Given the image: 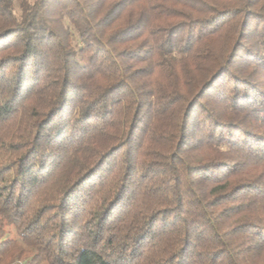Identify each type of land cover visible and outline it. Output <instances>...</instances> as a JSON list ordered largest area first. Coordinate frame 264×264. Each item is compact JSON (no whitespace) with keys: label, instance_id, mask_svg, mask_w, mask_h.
<instances>
[{"label":"trees","instance_id":"obj_1","mask_svg":"<svg viewBox=\"0 0 264 264\" xmlns=\"http://www.w3.org/2000/svg\"><path fill=\"white\" fill-rule=\"evenodd\" d=\"M20 6L0 264H264V0Z\"/></svg>","mask_w":264,"mask_h":264},{"label":"rangeland","instance_id":"obj_2","mask_svg":"<svg viewBox=\"0 0 264 264\" xmlns=\"http://www.w3.org/2000/svg\"><path fill=\"white\" fill-rule=\"evenodd\" d=\"M22 0H12V4H13V11H14V15L16 17H19L20 13H21V6H20V3H21ZM29 2H32L33 0H27ZM67 27L69 28L70 32H71V35H72V44L74 47H78L81 45V41L78 39V36L75 32V30L72 28V26L67 22L65 21ZM12 235H13V232H11ZM23 264H26V263H23Z\"/></svg>","mask_w":264,"mask_h":264}]
</instances>
